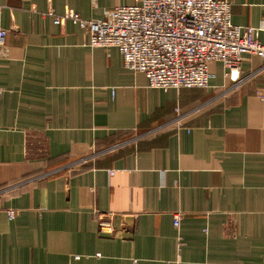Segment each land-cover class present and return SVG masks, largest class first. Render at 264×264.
<instances>
[{"label":"crops","instance_id":"crops-1","mask_svg":"<svg viewBox=\"0 0 264 264\" xmlns=\"http://www.w3.org/2000/svg\"><path fill=\"white\" fill-rule=\"evenodd\" d=\"M230 1L264 40V0ZM134 2L0 0V264H264V60L165 91L47 14Z\"/></svg>","mask_w":264,"mask_h":264},{"label":"built area","instance_id":"built-area-1","mask_svg":"<svg viewBox=\"0 0 264 264\" xmlns=\"http://www.w3.org/2000/svg\"><path fill=\"white\" fill-rule=\"evenodd\" d=\"M57 23L72 20L90 34V46L117 48L124 67L142 72L148 86L169 89L208 88L212 62H221L225 77L240 80L245 55L264 60V40L259 30L232 22L230 0H135L110 11L105 19L89 20L69 10L65 14L47 13ZM8 31L0 29V52ZM174 122L183 127L182 112L176 109ZM16 210H8L10 219ZM181 213L174 217L179 228ZM102 234H113L112 225L99 221Z\"/></svg>","mask_w":264,"mask_h":264}]
</instances>
